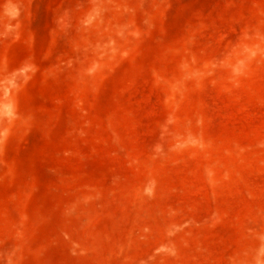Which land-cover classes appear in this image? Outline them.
I'll return each instance as SVG.
<instances>
[{
	"label": "rangeland",
	"instance_id": "rangeland-1",
	"mask_svg": "<svg viewBox=\"0 0 264 264\" xmlns=\"http://www.w3.org/2000/svg\"><path fill=\"white\" fill-rule=\"evenodd\" d=\"M0 264H264V0H0Z\"/></svg>",
	"mask_w": 264,
	"mask_h": 264
}]
</instances>
